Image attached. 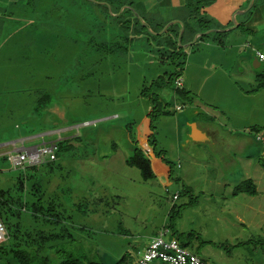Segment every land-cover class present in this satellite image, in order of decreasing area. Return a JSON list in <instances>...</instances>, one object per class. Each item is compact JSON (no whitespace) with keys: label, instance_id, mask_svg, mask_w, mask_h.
I'll return each mask as SVG.
<instances>
[{"label":"rangeland","instance_id":"1","mask_svg":"<svg viewBox=\"0 0 264 264\" xmlns=\"http://www.w3.org/2000/svg\"><path fill=\"white\" fill-rule=\"evenodd\" d=\"M89 1L0 0V264L9 244L34 251L42 234L65 238L44 245L50 264L62 248L135 264L163 230L204 264H264V149L252 132L264 134V63L253 67L264 33L238 28L222 34L221 46L214 33L180 45L181 99L174 83L156 87L177 61L129 39L116 14ZM154 94L161 115L151 120ZM191 124L207 142L189 139ZM13 142H54L57 159L21 169L9 159ZM134 149L151 160L154 180L125 164ZM18 180L27 191L39 184V193L21 195ZM246 180L257 195L233 197ZM17 197L22 205L26 197V212L9 208ZM39 197L38 215L29 203Z\"/></svg>","mask_w":264,"mask_h":264},{"label":"trees","instance_id":"2","mask_svg":"<svg viewBox=\"0 0 264 264\" xmlns=\"http://www.w3.org/2000/svg\"><path fill=\"white\" fill-rule=\"evenodd\" d=\"M137 1L138 0H92V2H89L93 3L99 9L105 10V12H108V7H110V12L116 14L115 17L112 16V18H114V22L116 23V28L121 32L127 34V37L129 39L142 40L146 42L148 46L150 44L154 45L155 49L151 51L155 52L159 57H161V60H163L162 57H165L167 58L166 60H169L172 64L177 61V64L174 66L175 71L173 75H171L170 78L165 81V83H162L161 85L156 84V87H158L159 89H162L165 86L171 88L173 83L177 79L181 78L182 74L181 67L183 65L180 60H182V57H184V52L177 43V38L180 33V26L177 24L169 26L162 34L158 35V33H160L168 23L163 22L159 14L157 13L152 12L143 15L137 12L135 9ZM213 3L214 0H186L185 5L181 8V14L178 17L184 27L180 45H185L192 42L197 34H203V36L198 40L201 41L205 37H210L211 34L213 35V33L206 34L207 32L215 29H226L233 25V22L231 21L227 25L222 26L218 23V21L207 14L205 10ZM122 9L124 10L122 11V13H120ZM253 10L254 9H251L247 14H245V16L250 15ZM238 28H242V25H240ZM150 31L155 33L156 35L152 34ZM222 34L219 35L218 33H214V35L216 36L215 38H221ZM216 44L217 46L222 45V43L217 40ZM259 68L260 66L257 69ZM257 89H264V81H260ZM174 91L177 98H187V93L183 89H174ZM149 100L151 105L154 107L151 112V114H153V117H151L152 120L153 118H157L159 115H161L160 111H157L158 107L160 106V102L158 101L155 94L152 95ZM252 132L260 133V130L254 128ZM261 147L262 149H264V146L261 145ZM52 163L53 162H48L45 164L49 165ZM258 163L261 168L264 169V157L258 158ZM125 164L130 168H136L139 171L140 177L144 182L152 181L156 178L151 160L140 149H134L132 156H130L125 161ZM35 167L37 166L26 167L25 170H33L35 169ZM18 187L21 195L24 194V196L26 195V197L29 192H31V194H38L40 191L39 184L37 183L32 184L30 189L27 191V187L25 186L23 180H18ZM239 194L254 197L257 195L256 186L251 180H246L234 189L232 196L235 197ZM31 196H33V194ZM26 197L23 205L21 203V198L17 197L16 200L11 199L10 203L12 204H8L9 208L12 209L13 205H16L23 208L22 211L26 212ZM39 201L40 197L38 200L34 199L33 202L29 203V208L31 209L30 211L33 214H40V208H38ZM62 239H65L62 235L58 237L45 234L38 235L36 240L37 249L34 251H31L32 247H28V245L25 243H18L14 245L9 244V239H7L9 245L7 244V250L2 253L3 257L5 258V264H50V259L48 257L40 256V254L45 251L44 245L46 244V242H49V240L61 241ZM182 246L185 247V245ZM57 253L60 255V262L58 264H134L133 260L127 255H124L118 260H114L113 258H108L104 255L99 258L95 257L94 259H90L85 253L73 252L72 250H69V248H62L58 250Z\"/></svg>","mask_w":264,"mask_h":264},{"label":"built area","instance_id":"3","mask_svg":"<svg viewBox=\"0 0 264 264\" xmlns=\"http://www.w3.org/2000/svg\"><path fill=\"white\" fill-rule=\"evenodd\" d=\"M253 55L259 63H264V53L253 50ZM175 88L181 89L183 82L177 79ZM177 110H180L177 107ZM255 141L264 145V134L255 133ZM16 143L10 144L16 156L9 157L13 165L25 169L26 167L38 166L48 162L56 161V145L54 142L43 143L40 146L25 148L23 145L16 148ZM178 196L174 195L173 200ZM6 241L4 225L0 219V245ZM135 264H204L196 255L187 250L175 240L167 230L161 231L159 236L152 238L142 250L137 252Z\"/></svg>","mask_w":264,"mask_h":264},{"label":"crops","instance_id":"4","mask_svg":"<svg viewBox=\"0 0 264 264\" xmlns=\"http://www.w3.org/2000/svg\"><path fill=\"white\" fill-rule=\"evenodd\" d=\"M185 3H186V0H138L136 2L135 9L137 12L143 15H146L152 12L157 13L159 14L163 22H167L168 24L171 22H174V24H177L180 26V31H181L182 23L178 19V17L180 16L181 14L180 11L182 10L181 8L185 5ZM250 3H251V0H214V3L210 7H208L205 11L210 17L218 21L220 25L225 26L229 22L232 21L233 25L231 27H233L235 25L234 21H236L238 26L235 29H237L240 25H242L241 29L244 32H246L248 35H252V36L254 35L255 37H257L261 33H264V0H253L251 6H250ZM251 9H254L251 12V14L248 16H245V14H247ZM237 12L239 13L234 17V15ZM221 30H225V29H221ZM213 31L214 30H211L207 32L206 34L218 33V32H213ZM183 32H184V27H183ZM223 33H227V32H223ZM202 36L203 34H197L192 42L185 44V46L188 45V47L184 49L188 50V48H190L191 46L196 45L199 42L198 40ZM212 40L219 41V38L218 37L213 38ZM201 41H204V39ZM247 47L249 46L246 45L245 48ZM196 127H197V124H196Z\"/></svg>","mask_w":264,"mask_h":264},{"label":"water","instance_id":"5","mask_svg":"<svg viewBox=\"0 0 264 264\" xmlns=\"http://www.w3.org/2000/svg\"><path fill=\"white\" fill-rule=\"evenodd\" d=\"M252 2H253V0H251L250 6L252 5ZM108 9H110V7H108ZM247 10H249V9H247ZM238 13H239V12H237V13L234 15V17H235ZM234 22H235V25H234L233 27H231V28H228V29H225V30H214L213 32H218V33L229 32V31L235 29V28L238 26V24L236 23V21H234ZM173 24H174V22H171V23L167 24V25L164 27V29H163L160 33H158V35L162 34V33H163V32H164L169 26H171V25H173ZM150 32H151V31H150ZM151 33H152V34H155V33H153V32H151ZM182 33H183V26L181 25V31H180L179 36H178V38H177V43H178L179 46H180V41H181V35H182ZM155 35H156V34H155ZM187 47H188V45H187V46H184V48H187ZM259 65H260V63H259L256 59H254V61H253V67H254V68H258ZM190 128H191V130H190L189 139H190L191 141H193V142H195V143H204V142H206V141L208 140L207 135H206L205 133H202L201 131H199V130L197 129V127H196V124H191V125H190Z\"/></svg>","mask_w":264,"mask_h":264}]
</instances>
